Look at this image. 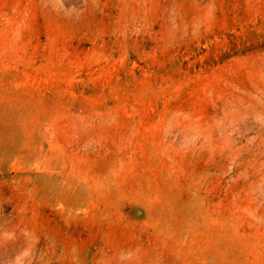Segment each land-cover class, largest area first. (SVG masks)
Masks as SVG:
<instances>
[{"label": "rangeland", "instance_id": "rangeland-1", "mask_svg": "<svg viewBox=\"0 0 264 264\" xmlns=\"http://www.w3.org/2000/svg\"><path fill=\"white\" fill-rule=\"evenodd\" d=\"M0 264H264V0H0Z\"/></svg>", "mask_w": 264, "mask_h": 264}]
</instances>
